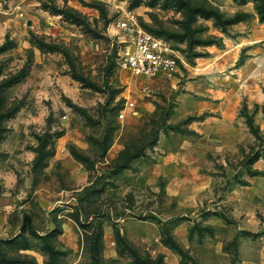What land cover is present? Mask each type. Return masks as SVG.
I'll return each mask as SVG.
<instances>
[{
  "label": "rangeland",
  "instance_id": "1",
  "mask_svg": "<svg viewBox=\"0 0 264 264\" xmlns=\"http://www.w3.org/2000/svg\"><path fill=\"white\" fill-rule=\"evenodd\" d=\"M261 6L0 0V264H264ZM128 11L170 75L118 66Z\"/></svg>",
  "mask_w": 264,
  "mask_h": 264
},
{
  "label": "built area",
  "instance_id": "2",
  "mask_svg": "<svg viewBox=\"0 0 264 264\" xmlns=\"http://www.w3.org/2000/svg\"><path fill=\"white\" fill-rule=\"evenodd\" d=\"M117 64L135 78L170 75L178 66L177 51L164 37L147 31L134 13L125 12L116 24Z\"/></svg>",
  "mask_w": 264,
  "mask_h": 264
},
{
  "label": "trees",
  "instance_id": "3",
  "mask_svg": "<svg viewBox=\"0 0 264 264\" xmlns=\"http://www.w3.org/2000/svg\"><path fill=\"white\" fill-rule=\"evenodd\" d=\"M259 17H260V20L261 21H264V6H261L259 8ZM204 15L206 17H215V19L218 21L217 22V25L218 27L222 30V31H226V26H230V25H233V24H236L246 18H248V14L244 13V12H238L236 14H234L233 16L229 17V18H226V19H222V15H220L218 12H205ZM215 44V45H220V41L219 40H195L194 42V45H197V44ZM248 126L249 128L251 129L252 133L254 135L257 134V129L253 127V124H252V120L248 118ZM258 159V156H254L253 158H251V161L249 162V165H252L256 160ZM248 173L250 175H253L254 174V170H252L250 167L248 168ZM238 183H241V184H244L246 183L244 180H240L238 181Z\"/></svg>",
  "mask_w": 264,
  "mask_h": 264
}]
</instances>
